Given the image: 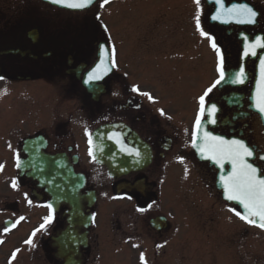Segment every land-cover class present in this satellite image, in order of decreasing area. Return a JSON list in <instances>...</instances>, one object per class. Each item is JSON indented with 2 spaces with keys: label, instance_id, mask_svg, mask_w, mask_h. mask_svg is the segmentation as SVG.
I'll return each mask as SVG.
<instances>
[{
  "label": "flooded vegetation",
  "instance_id": "1",
  "mask_svg": "<svg viewBox=\"0 0 264 264\" xmlns=\"http://www.w3.org/2000/svg\"><path fill=\"white\" fill-rule=\"evenodd\" d=\"M117 1L109 0L112 5L103 23L95 8L101 0L81 11L40 0H0V169L12 170L10 175L1 172L10 195L0 199V237L28 226L26 239L33 241L27 247L28 264H101V250L112 248H117L116 254L123 250L126 264H155L162 250L177 246L181 221L191 232L193 215L203 213L195 202L196 186L189 187L194 169L200 182L212 195L215 192L216 203L239 212L222 200L216 166L199 159L192 145L199 97L219 79L221 53L226 77L206 98L218 106L212 117L217 122L202 117V124L208 132L241 139L256 149L250 160L264 175V160L257 159L264 155V128L250 100L257 55H243L240 38L248 36L251 42L264 38V0H225L245 2L258 13L255 23L229 26L211 23L216 4L200 0L195 11L200 28L196 19L193 22L194 13L191 22L184 21L193 12V0L185 5H190L189 11L178 13L180 18L167 20L159 11L147 21L146 9L137 23L125 25L109 20ZM192 25L200 37L202 51L196 54L202 79L196 88L192 85L198 110L188 124L186 109L179 117L175 97L164 99L162 94L178 89L187 98L191 81L195 83L192 54L187 56L192 41L175 46L173 38L177 30L188 31ZM213 39L219 51L212 47ZM206 44L212 57L202 48ZM241 68L244 83H232ZM90 72L102 79L85 83ZM18 84L30 88L26 98L2 97L7 90L16 95ZM133 86L150 93L153 100L133 92ZM108 125L122 130L107 136L122 134L129 147V132L124 129L134 133L145 158L131 164L130 155L122 152L126 161L116 170L93 161L88 133L94 140L95 132ZM177 164L186 169L180 180L175 176ZM48 203L55 208L54 222L47 231H36L52 214Z\"/></svg>",
  "mask_w": 264,
  "mask_h": 264
},
{
  "label": "rangeland",
  "instance_id": "2",
  "mask_svg": "<svg viewBox=\"0 0 264 264\" xmlns=\"http://www.w3.org/2000/svg\"><path fill=\"white\" fill-rule=\"evenodd\" d=\"M118 1L121 4H119ZM118 1L114 5L117 8L113 14L111 13L109 20L113 22L116 20L115 23H121L123 21V23L125 22L124 25L128 24V22L137 23L142 17V12L146 9V17L149 19H147V21L158 16L159 11H162L164 18L168 20L171 17L180 18L178 13L185 8L187 11L191 9L189 8L190 5L188 7L185 6L190 0ZM102 2L103 0H101L95 8L97 11H100L102 22L105 23L108 7L112 4H102ZM192 2L193 12L191 9L190 16H184V21L191 22V16L194 13L193 22H195L194 19L196 17L195 11L197 4L195 3V0ZM100 5L103 6L100 7ZM151 9L152 11L150 12ZM162 20L164 21L165 19ZM131 26L132 25H130V27ZM197 30L192 25L188 31L186 29L184 31L177 30L176 34H173L175 46L185 42L186 39L190 42L192 41V52H188L187 56L190 58V54H192L191 64L194 68V76H191L193 77L191 80H194L195 83H193V81L190 83L192 89L189 91V98L187 97V99L186 95L182 97L178 89L175 91L163 90L164 94H162L164 99H167V95L175 97L173 105L176 107L179 117L183 107L186 109L188 124L193 121L198 110V96L195 89H193V86L196 88L197 82L202 79V72L197 65L199 56L197 57L196 53H201L202 51L201 43L199 41L200 37L198 36ZM186 32H188L187 36L185 35ZM197 41H199V43H196ZM202 48L203 50H207L210 56L213 55L211 47L207 44L202 46ZM188 62H190V60H188ZM129 64L131 74H133L135 71L133 61L130 60ZM150 75L153 74L150 73ZM143 76L148 78L147 74ZM16 87V95L10 94L9 90L5 92L3 89L1 94L5 93L2 94V97H7L8 101L10 100L9 97L21 96L26 98L27 94L30 92V88L25 84H18ZM185 105H187V108ZM178 120H181V118ZM11 171V169H0V199L8 194L10 195V189L8 188L7 182L2 178L3 175L1 172H7V174L10 175V173H12ZM198 174L199 173L195 169L192 170L188 182L190 183V188H192V186L194 188L196 186L197 188V190L195 188V192L193 191V193L197 194L195 202L200 206L199 210L203 213H195L193 215V227L191 232H189L185 220L181 221L178 227L177 246L175 248H168L165 252L162 250L159 254L160 256L158 260L155 261V264H264V230L259 227L247 226L230 207L225 204L219 205L216 203V197L214 196L216 195L215 192L214 195H212L213 192L208 190L209 188H207V186L205 187L204 184L200 182ZM175 176L178 180L183 179L186 176V169L183 164H177L175 167ZM182 191L183 190L179 193H182ZM206 208L208 209L206 210ZM27 229L28 226L24 225L19 231H12L7 235L0 237V264H28L27 247L29 244L26 243V241H28L26 239ZM14 252L16 253V256L13 259ZM116 253L117 248L101 250V253L99 254V262L101 264H126L123 250L119 251L120 254ZM167 261L169 263H167Z\"/></svg>",
  "mask_w": 264,
  "mask_h": 264
},
{
  "label": "snow or ice",
  "instance_id": "3",
  "mask_svg": "<svg viewBox=\"0 0 264 264\" xmlns=\"http://www.w3.org/2000/svg\"><path fill=\"white\" fill-rule=\"evenodd\" d=\"M109 0H103V4H107ZM219 2V0H217ZM52 3L55 4H63L66 7L73 9H83L92 3V0H52ZM197 5L200 4V0H195ZM103 6V5H102ZM228 16H232L237 18V22L240 23H255L256 17L258 15L257 11L248 5L243 6H233L232 9L225 10V13ZM221 14H217L214 19H220ZM196 26L200 28V17L196 18ZM202 34L208 36V33L203 32ZM212 47L219 51L215 40L213 39ZM264 49V38H257L254 43L250 45H245L244 55H252L256 56V49ZM113 54L112 63L114 64V56H115V48L111 50ZM219 59V79H217L214 83L211 84L205 91L204 94L199 97V112L195 121V129L193 139V147L199 148L201 154L203 155L205 152L210 153L207 157L211 160H214L221 167L224 166V161L227 160L232 165V171L228 174L227 177L222 176L221 180L224 183V189L226 193V198L228 200L237 201L239 204L243 206L245 209L244 214L240 212H235V214L243 221H245L249 225L258 226L261 229H264V177L258 175V168L255 167L252 163L249 162V158H252L256 154V149L250 147L245 141L241 139H232L226 140L223 137L215 136L211 132L204 131L201 134L203 124L201 118L210 119L211 123H216V119L212 118L215 113L219 111L218 106L215 103H210L206 101V98L209 97V94L213 92L214 89L217 88L221 82L225 80L226 72H225V56L221 53L218 57ZM260 68H261V77L264 79V59L260 60ZM245 72L244 69L241 68L239 73L236 74L232 83H244ZM102 79V76L95 72H90L88 74L87 80L85 83H92L95 81H99ZM133 92H136L140 95L146 96L149 100H153V97L150 93L140 92L138 86H133ZM154 102V101H153ZM210 104V110H209ZM258 110L261 113H264V90H261L259 93V97L257 99L256 105ZM163 114V110H160ZM89 139V156L93 161L98 159L96 155V150L92 147L94 140L92 138L91 133H88ZM196 136H200L201 143L196 142ZM108 139L114 140L115 143L120 145V150L125 152L130 156H135L137 158V162L140 159H144L145 155L142 154L139 148L129 147L123 142L122 134H113L108 137ZM257 159H264V156H258ZM20 166L19 159L17 163V167ZM12 187L16 188L17 184L15 181L12 183ZM27 195V194H25ZM129 199L131 197H128ZM31 203V200L28 201ZM47 207L52 210V214L44 217V223L40 225L36 231L45 230L47 231V226L54 222V213L55 208L52 203H48ZM235 211V209H233ZM23 220V217L19 218ZM95 217H93V220ZM7 231V229H5ZM35 232L33 233V236ZM28 244H33V241L29 239L26 241ZM35 246V245H33ZM19 251V250H17ZM16 253H13V259L15 258ZM143 259V254L141 256Z\"/></svg>",
  "mask_w": 264,
  "mask_h": 264
},
{
  "label": "water",
  "instance_id": "4",
  "mask_svg": "<svg viewBox=\"0 0 264 264\" xmlns=\"http://www.w3.org/2000/svg\"><path fill=\"white\" fill-rule=\"evenodd\" d=\"M42 1L45 3H48L52 6H56L58 8H62V9L70 10V11H81V10H84V9L91 7L97 0H92V3L83 9H73V8L66 7L63 4H55V3H52V0H42ZM207 2L208 3L214 2L216 4L215 10L210 15V22L211 23L217 22L220 24H224L226 26H229L231 24H236V25L247 24V23L237 22V18H234L232 16H228V15L224 14L225 10L232 9L233 6L239 7V6L247 5L246 3H244V2H242V3L233 2V3H230L229 5H226L225 0H219V2H217V0H207ZM218 13L221 14L220 19H214V17H216ZM240 38L243 41L242 52L244 55L245 45H250V44L254 43L257 38H261V37L260 36L255 37V39L252 42L249 40L248 36L240 35ZM256 52H258V54H257V61L255 64V77H254V83H253V88H252L250 100H251L252 109L259 114L261 121H262V124H263V127H264V113H261L258 110V108L255 106L257 99L259 97L260 91L264 90V79H262V77H261V68H260V60L264 59V49L258 48V49H256ZM250 56H252V55H250ZM252 57H255V56H252ZM117 130H122V128L118 125H108V126H103V127L99 128L94 134L93 148L96 150V155L98 157L97 161H99L100 163L106 164L110 170H116L118 168V165L121 166V163L123 161H126V157H124L120 148L117 147L118 144L115 143L114 140L108 139V136H107V134H109L110 132L117 131ZM124 131L126 133L129 132L130 147L139 148L140 141L137 138V136L128 129H124ZM204 131H207V130H206V127L203 125V128H202L200 135H202V133ZM213 135H215V134H213ZM215 136H219V135H215ZM220 137H222V136H220ZM223 138L226 140H232V139H227L225 137H223ZM196 142L198 144L202 142L200 139V136H196ZM194 149H195L199 159H201L202 161H209L212 165L216 166V168L218 169V175L216 178V187L221 192L222 199L229 204L236 205L239 208L240 213L244 214L245 209L243 208V206L241 204H239L237 201L228 200L226 198L224 183L221 180L222 176L227 177L228 174L232 171L231 163H229L227 160H225L224 166L221 167L214 160L207 158L210 155V153L205 152L202 155L199 148H194ZM250 159L251 158H249V162L252 163ZM127 162L133 164L134 162H137V158H135L134 156H129V159L127 160ZM252 164L255 167H257L254 163H252ZM258 170H259V168H258ZM258 175L261 177H264L263 175L260 174V170L258 171Z\"/></svg>",
  "mask_w": 264,
  "mask_h": 264
}]
</instances>
